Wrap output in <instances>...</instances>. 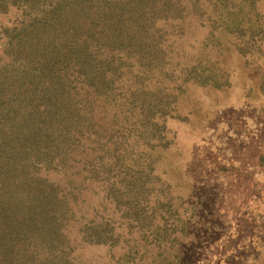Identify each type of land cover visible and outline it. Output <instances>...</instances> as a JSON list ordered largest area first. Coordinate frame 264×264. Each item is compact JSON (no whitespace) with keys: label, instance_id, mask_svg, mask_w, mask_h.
Returning a JSON list of instances; mask_svg holds the SVG:
<instances>
[{"label":"trees","instance_id":"trees-1","mask_svg":"<svg viewBox=\"0 0 264 264\" xmlns=\"http://www.w3.org/2000/svg\"><path fill=\"white\" fill-rule=\"evenodd\" d=\"M257 2L0 0L15 14L0 27V264H82L81 247L121 245L134 220L173 236L146 214L162 118L188 82L163 74L212 70L205 51L178 59L176 30L239 27Z\"/></svg>","mask_w":264,"mask_h":264},{"label":"rangeland","instance_id":"rangeland-1","mask_svg":"<svg viewBox=\"0 0 264 264\" xmlns=\"http://www.w3.org/2000/svg\"><path fill=\"white\" fill-rule=\"evenodd\" d=\"M14 17L0 11V27ZM241 17L239 27L198 19L176 30L178 59L205 51L212 70L163 74L188 82L162 118L153 173L162 178L149 186L163 197L151 196L146 214L175 233L158 243L134 220L121 245L81 247L82 264H264V0Z\"/></svg>","mask_w":264,"mask_h":264}]
</instances>
